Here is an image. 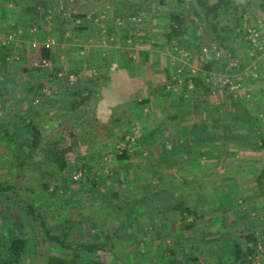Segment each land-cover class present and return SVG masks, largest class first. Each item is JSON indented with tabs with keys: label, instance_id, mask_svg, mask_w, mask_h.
Listing matches in <instances>:
<instances>
[{
	"label": "rangeland",
	"instance_id": "obj_1",
	"mask_svg": "<svg viewBox=\"0 0 264 264\" xmlns=\"http://www.w3.org/2000/svg\"><path fill=\"white\" fill-rule=\"evenodd\" d=\"M32 2L35 1L1 0L0 34H11L17 44H23L25 54L32 41L43 43L46 38L53 37L54 43L49 49L52 52L62 49L59 51L62 53H57L55 60H48L49 65L42 69V74H46L49 84H46L45 90L38 93L37 89L30 87L38 76L32 75L37 73L31 69L38 68L35 65L36 60L32 59L27 63L25 56V60L14 59L16 62L24 61V64H28V70L24 71L19 64L13 63L12 66L15 67L9 66L7 77L4 78L2 69H5V66L2 64H8V61L3 62L0 59V176H7V171L12 166L11 161L14 165L17 145L26 142L27 138L24 123L28 122V116L35 115L44 100L43 97L49 91L58 88L62 90L65 86L75 89L79 87L74 84L81 86L82 82H88L85 87L90 86V92L83 95L88 98L97 97V85L90 83L95 82L98 69L85 62L90 48L116 44L121 48L113 47L116 52L110 53V56L123 57L125 53H131L130 55L135 57L134 49L145 50L148 46H153L157 49L156 55H163L167 58L168 65L172 64L168 71L170 80H174L171 84L177 81L179 86L169 84V87L176 89L179 95L173 91L174 94L167 99L156 97L155 101H151L152 105H146L148 108L143 105L145 109L141 108L142 111H139L133 120L125 115L114 128L99 126L97 138L90 145L84 143V140L91 138L87 135V128L80 125L84 115L72 118L78 124L72 129L74 132H71L69 128L64 127L67 122L60 120L63 118L59 119L62 114H70L69 103L67 100H63L67 103L59 101V97L55 98L56 102L61 103L53 110L58 119L56 122L40 121V130L42 135L48 136L49 140H56L59 147L66 149V168L64 172L47 169L41 158H36L34 166H43L41 171L34 170L29 173L28 188L25 190L40 208L48 210L47 220L52 232L63 236L71 244L96 242L103 246L107 245L108 241L109 246L129 260L143 264H166L167 260L176 257L181 264H264V195H259V198L254 196L255 192H261H258L255 186L257 176L264 169V145H261L257 133L253 132L255 134L248 139V142L255 144L251 149H245L243 145L233 142L226 146L227 152L220 155L219 145L216 144L214 149H204L203 154L202 151L198 154L193 150L195 155L190 158L188 155H182L192 151L191 148L186 149L190 141L183 139V136L191 133L190 126L195 120L184 116L181 125L170 122L160 127L161 122L166 121V116L170 114L169 108L161 107L162 105L176 106L184 102L186 106H197L198 99H202L203 104L209 99L215 101L223 95L227 83H234L222 74H211V71L221 72L225 67L223 64L227 65L228 55L200 38L199 34L207 33V29H197L191 22V13L186 16L188 20L181 35L183 41L168 42L163 29L167 25L159 24L165 22L166 16L159 11L150 12L147 8L135 10L136 6L131 7V4L127 3L122 7L106 3L104 11L100 12L98 6L93 7L94 2L78 0L72 4V8L75 12L87 14L86 23L84 21L87 28L74 31L73 25L81 19L71 20L65 25L66 30L62 37L59 32L52 31L54 25L51 16L56 9L40 20L39 29L42 32L32 28L33 22L25 12V6ZM189 3L187 8L190 12ZM95 12L98 14L96 18L92 16ZM120 15H123L124 20H118ZM151 16L152 20L149 19ZM151 22L158 23L160 31L146 30ZM108 30L110 34L106 33ZM241 31L245 33L241 32L244 39L236 50L244 53V48L249 61L243 57H238V60L243 65H248L252 62V56L264 51V31L251 25L248 17L244 18ZM234 42L237 44V41ZM225 44L229 47L231 42L226 41ZM221 46L225 47L224 44ZM66 47L68 48L64 53ZM125 49L128 50L124 51ZM102 57L97 51L89 61L91 63L92 59ZM228 63V67L236 66L234 61ZM78 68H82L80 73L84 74L81 79L76 76L75 71L79 70ZM23 72L28 75L23 77ZM233 73L235 76L240 74ZM250 73L256 76L255 68ZM198 74L209 88L210 97L209 92L206 93L204 89L195 90L190 82V76ZM30 75L33 80L28 78ZM41 77L44 78L43 75ZM38 80L40 81L39 78L36 79L33 85L37 84ZM185 82H188L186 86ZM78 92L81 94L79 90ZM57 109L64 113H57ZM77 110H80L79 107ZM65 118L71 119L67 116ZM252 118L261 123V128L264 127V112ZM228 127L230 126L220 125L217 130L224 132ZM232 128L236 129L233 131L235 135L243 132L237 125ZM177 132H183L182 139L185 141L176 140ZM11 136L13 142L8 144L7 139ZM259 145L262 147L259 148ZM123 150L130 153L129 159L116 160L115 154ZM21 153H26L24 148ZM224 167H230L232 171H226ZM197 169L200 172L202 169L209 172L211 178L214 176L218 186L215 184L216 186L198 192L180 187L182 185L177 181L175 174L185 177V171L192 172ZM160 176L163 177L162 181L158 180ZM43 183L47 184V189L43 187ZM261 184L264 191V178ZM230 185L233 186L232 189ZM181 196L196 215L182 213L180 209L174 208L176 200L181 199ZM240 217L242 220L245 218L242 224L246 230L254 232L257 236L254 254L246 255L243 263L234 257V243L243 247L249 244L245 242V238L216 237L217 229L228 227V230L237 231L236 222L239 219L236 218ZM23 221L19 206L6 199L0 202V249L7 237H23L28 240L26 264H43L47 254L58 253L57 249H54L56 245L41 242L34 244L32 230L24 227ZM213 245H217L216 250L211 249ZM78 251L81 253L79 264H118L108 251L99 250L93 255L86 253L83 248ZM191 257H196L197 261L187 260Z\"/></svg>",
	"mask_w": 264,
	"mask_h": 264
},
{
	"label": "crops",
	"instance_id": "obj_2",
	"mask_svg": "<svg viewBox=\"0 0 264 264\" xmlns=\"http://www.w3.org/2000/svg\"><path fill=\"white\" fill-rule=\"evenodd\" d=\"M190 1L191 2L189 3V0H183L185 4V8L188 7L187 5L189 3L190 12L192 13V19H191L192 24H194V26L197 29H207V33L201 32V34H199V36L201 35L200 38L206 40L208 43H211L213 45L216 44L217 46H220L221 44H224L225 47L224 48L222 47L223 48L222 52L228 55L227 65L225 64L223 70H221L220 73H215L211 71V74H213L214 76L215 74L216 75L222 74L225 77L227 76L230 79V81L234 82L233 85L227 83L225 85V88L223 89L224 91L223 95L221 97H218L215 101H211L209 99L208 102L204 101L203 104L202 103L203 100L198 99L197 102L199 103H197V106H193V105L186 106L184 102L181 104L182 106L180 104H177L176 106L174 105L167 106L164 104L161 106V107H165L166 109L169 108L170 114L166 116V122L168 124L170 122H175V125H181L183 124L182 118L184 116L185 118L191 117L193 120H195L193 121V124H191L190 126V130H191L190 134H184L183 136V132L176 133V140L180 142H183L185 140L190 141V144L188 143L189 145L186 146L187 147L186 149L191 148L192 151L185 152L182 155L184 157L189 156L190 158H192L193 154L195 155L193 150L197 151L198 154L200 153V151H202L201 153L203 154L204 149L210 150V149H214L216 146V143H210L208 140L200 141L201 121L206 120V122L209 124V130L213 132V136H216L217 133L235 135L229 131L230 129L229 127H228L229 129H226L224 132H220L217 130V127L220 125L224 127L242 125V123H238L229 119V117L232 116V114H234L235 106L240 105L243 108L237 106L239 109L246 108L252 110L253 112L250 114V116L254 115L253 117L255 118L261 112H264V51L258 52L256 55L252 56V58H250V60L252 61L251 64L249 63L248 65L246 64L243 65L242 62L238 60V57L239 58L243 57L249 61V56H247L248 54L245 53L244 48L242 51L245 54L236 50L239 49L242 39H244V35H243L244 31H241V29L245 17H248V20L251 25L257 28H261L264 31V0H190ZM114 5L116 4L114 3ZM104 8L102 11H104ZM148 9L150 12L159 11L163 13L164 16H166L165 22H160L159 24H161L162 26L167 25L166 27H168V19H167L168 12L173 11L175 13H180L182 11L181 7H178V4L177 3L175 4L172 0H169V2L168 0L167 1L164 0V3L162 4H159L156 0H154L150 3V7L147 8V10ZM149 19L152 20L153 17L151 16ZM118 20H120V18ZM40 22L41 21L39 20V24ZM166 27L163 28L165 29L164 30L165 33H167ZM32 28H37V30L39 29L38 26L35 25H33ZM145 29L148 31L151 30L160 31L158 29V23L156 22L149 24V26ZM39 32H42V30L40 31L39 29ZM241 32L243 33L241 34ZM106 33L110 34L111 32L110 30H108L106 31ZM0 36H4V35L0 34ZM123 36L124 38H127L126 35ZM263 37H264V32H263ZM51 38L53 39V37ZM110 40L112 41V38H110ZM226 41L231 42L229 47L226 46L225 44ZM234 41H237V44H235ZM40 43L37 47H32L31 44H30L31 47L28 45L26 49L27 52L25 54L23 44L21 43L17 44V42H15L14 40L9 41L6 44H2L0 41V45H3L1 46L3 48L2 52L5 55L3 62H5V60L8 61V64H2L3 66H5V69H2L4 78L7 77V73L9 72L8 67L10 66L11 68L13 63L19 64L21 68H23V66H28V64L27 65L24 64V61L16 62L14 59L23 60L25 56L27 63H29V61L31 62L32 59L36 60L37 62L40 59H42L43 56L41 50L44 49V47H42L41 46L42 43L41 44ZM113 47L121 48V46H116V44H111L110 46L107 45L99 48L97 47L90 48V50L88 51L85 62L87 64H91L95 66L98 69V74L95 79V82L90 83L91 85L94 84V86L97 85V88H95L97 89L95 91V93L97 92L96 93L97 97L93 98V96H90L88 98L85 97V95H83L90 92L89 90L90 86L88 85L89 88L87 86H86L87 88L85 87V84H87L88 82L87 83L82 82L81 86H77L76 84H74L76 87H79V91L81 93L80 96L86 98L85 100H80L82 98L79 97V100L81 101L79 105L80 111L76 109V111L70 112V114L71 113L73 114L74 118L77 117V115L81 116V109H87L90 112H92L93 116L101 124H107L111 120L112 121L114 120L115 123H117L118 119L121 120V117L123 118L125 115L128 118H131V120H133V118L139 113V111H142L141 108L144 107L148 108L147 106L152 105L151 101L152 102L155 101L156 97L159 96V99L160 98L167 99V97H171L172 94H174V92L175 94L179 95V93L176 92L177 91L176 89L172 90L169 87V84H171V82L174 81V80L173 81L170 80V75L168 74V71L172 66V64L168 65L167 58H164L162 54H161L162 56L156 55L158 54L156 47L148 46L145 50L134 49L133 52L136 55L135 57H132L130 55L131 53L130 54L125 53L123 57H120L121 55L118 57L110 56V53L116 52V50H114ZM67 48L68 47L65 48L64 53L67 51ZM248 49L249 48L247 46L246 50ZM127 50L128 49H125L124 51ZM49 51L51 54V56L48 57L49 61L52 59L55 60L57 53H62L59 52L62 51V49L57 50L56 52L55 51L52 52L51 49H49ZM97 51L100 52L103 55V57L98 58L97 60L92 59V62L90 63L89 60H91V56ZM229 61L231 62L234 61L236 63V66L233 68L228 67ZM252 66L253 68H251ZM14 67L15 66L13 65L12 68ZM46 67L47 66L41 68L38 67L37 69H41L39 70V73L32 74V75H38L34 79V83L36 82V79L38 78L40 79V81L38 80L39 82H37V84L33 85L34 84L33 83L30 86L33 87V90L36 89L39 90V87L42 86L41 91H43L46 88L45 87L46 84H49V81L45 76L46 74H42V69ZM254 68L256 71L255 73L256 76H252L250 73ZM78 69H79L77 70L78 72L75 71L77 73L76 76H79V78L81 79L82 77H84L83 76L84 74L80 73L82 68H78ZM233 72H237V74L238 73L240 74L236 75L238 76L236 78ZM23 73H24L23 77L28 75V73L25 72ZM32 75L28 76V78L33 80V78L31 77ZM41 75H43L44 78L41 77ZM49 76L51 77V74ZM53 76H55V74H53ZM172 84H171L172 86L174 85L179 86L177 81H175ZM70 89L71 87L65 86L62 90L61 88H58V90H51L52 92L49 91L48 94L43 97L44 100L42 101L38 110L35 112V115L32 114V116L37 117L39 122L40 121L56 122L58 117L56 113L53 114L54 113L53 110L57 108V106L61 103L56 102L55 98L59 97L58 98L59 101L66 102L63 100H67L69 103L68 91ZM52 93H54V95ZM208 97H210V92L208 94ZM93 101L95 102V105ZM164 102H166V100H164ZM200 102L202 104H200ZM213 108L219 109V113L216 111H211L213 110ZM254 109H257L258 111L255 112ZM185 112H188V114H186ZM57 113L61 114L64 112L58 111ZM188 115L191 116L188 117ZM218 115L221 116L222 118H220ZM86 116L87 113L83 116V120L84 118H86ZM182 136L183 139L185 140L182 139ZM194 157L197 158L198 156H194ZM185 172H186V175L184 174L185 177H189V175L191 176L195 175V177L198 180H200L202 184H204V186L202 187V189H198V188L193 189L187 187L186 185L184 186L182 185L181 179L179 178H185V177L182 176V174H175L176 179L182 185L180 186L182 188H185L187 190L190 189L193 192H198L199 190H203L204 188L206 189L209 187L216 186L215 184H217L218 186L216 180H214L213 184L209 185L207 183L208 181L212 180L215 177L213 176L211 178L210 173L205 172L204 169H202L201 172L198 171V169L193 170L192 172H187V171ZM256 183L257 185L255 187L258 188V192L259 190L261 192L260 193L255 192L254 196L255 198H259V195L261 196L264 195V191L262 184L258 183L257 181ZM231 185L230 187L232 189L233 186ZM219 203L222 204V202ZM236 219L237 220L239 219L238 221L236 220L237 221L236 224L238 225L237 231L234 229L228 230V227L223 229H217L216 237L221 238V237L231 236L233 238H237L239 236L243 237L247 235L245 234L246 232L250 233V231L246 230L245 225L242 224L243 223L242 221L245 218H243V220L241 217ZM220 222L221 220L218 221V223ZM213 248L211 249L216 250L217 245H213Z\"/></svg>",
	"mask_w": 264,
	"mask_h": 264
},
{
	"label": "trees",
	"instance_id": "obj_3",
	"mask_svg": "<svg viewBox=\"0 0 264 264\" xmlns=\"http://www.w3.org/2000/svg\"><path fill=\"white\" fill-rule=\"evenodd\" d=\"M8 2H12L13 0H7ZM35 2L29 3L25 6V12L30 18V20L33 22V25L40 27L39 20H42L45 18L48 13H52L51 10L56 9L57 11H54L52 13V23H53V32H59L62 36L64 34L66 27L65 25L71 20L74 19H81L79 22L75 23L73 25L74 31H82L87 28V25L84 24V21L86 23L87 14L85 12H75L72 8V4L77 2L78 0H72L73 3H71V0H34ZM90 2H94L93 4L95 6H98V10L101 12L104 8V5L106 3H115L116 5H127L131 4V7H135V10H142L144 8H149L150 3L154 0H89ZM159 4L164 3V0H156ZM167 1V0H166ZM169 1V0H168ZM175 4H178V7H181L182 11L180 13H175L173 11H169L167 14L168 19V27H166V36L168 42L171 40H175L176 42H181L183 39H181L182 32H184V24L187 22L188 18L186 16H190L191 12H189V9L185 8V4L183 0H172ZM47 2V4H45ZM48 2H50L48 4ZM97 12L93 14L95 18L97 17ZM123 16V15H122ZM120 15L118 18H122ZM124 20V19H123ZM31 22V23H32ZM92 23L93 21L90 20ZM97 25V24H96ZM63 37V36H62ZM215 49L218 51H223L222 46H217L216 44L213 45ZM3 48L0 46V58L3 61L5 55L2 52ZM43 58L48 60V57L51 56L49 48H44L41 50ZM226 64V63H224ZM223 64V66H225ZM24 68V69H23ZM23 70L27 71V67L23 66ZM209 68V67H205ZM36 71V73H39V69L31 68ZM223 70V69H222ZM190 82L192 83L195 90L204 89L206 93L209 92V88L205 85V82L202 79V76L200 74L198 75H192L190 76ZM173 81V80H172ZM188 82H185L184 85L186 86ZM42 86L39 87V90H37V93L41 91ZM79 88L70 89L68 91V100H69V106L71 109V112L76 111V109L80 105V100H85L83 96H80L78 92ZM80 96V99L77 98ZM238 107H242L240 105H237ZM237 106H235V111L232 116L229 117V119L242 123L241 126L237 125V127L242 128L243 132H238L237 135H230V134H224V133H217L216 136H213V132L209 130V124L206 122V120L201 121L200 125V141H206L208 140L210 143H216L219 145L218 149L220 152V155L225 154L227 152L226 146L230 143H239L240 145H243L245 149H251V147L255 146V144H252L251 142H248V139L252 137L251 135L255 134L253 132L257 133V137L259 138L261 145H264V127L261 128V123L252 118L254 115L250 114L253 112L250 109H239ZM80 111V110H78ZM210 111V110H209ZM211 111H216L219 113V109L213 108ZM255 112H257V109H254ZM87 113L86 118L84 120H80V125L82 128H87V135L90 136V140H84V143L87 142L88 145L92 144L93 141L97 138L98 133V127L99 126H107V127H115L119 123H115V121L111 120L107 124H101L97 119L93 116L92 112H90L87 109H81V116L85 115ZM70 117L71 119H66L65 117ZM80 116V117H81ZM174 116V115H173ZM219 116V115H218ZM248 116V118H247ZM222 118L221 116H219ZM60 118H63V122H67L64 127L69 128L71 132H74V126L78 124L77 121H73L72 118H74L73 114H62ZM246 118V120H245ZM244 119V120H243ZM255 121V122H254ZM162 124L160 127L167 122L164 120L161 122ZM24 126L26 128V142L19 143L17 145L16 153L14 155L13 160L15 159L14 165L13 161H11L12 166L7 171L6 177L0 176V202H3L5 199L9 200L10 202H13L14 205L19 206L21 209V213L23 215V222L24 227L29 228L32 230V239L34 240V244H38V242H41L43 244L49 243L54 246V249H57L58 253L54 254H47L46 259L43 264H79V258L81 256V253H79V248L85 249L86 253L94 254L95 252L101 250V251H108L112 255L113 259L118 264H143L139 261H133L126 258L124 255H122L119 251L115 250L111 246H109V242L107 241V245H101L98 243H87V242H81L79 244H71V242L67 239H65L63 236L59 234H55L52 232L48 220H47V213L48 210L45 208H40L39 205H37L33 200V198L30 197V194L25 188H28V178L30 177L29 173L38 172L41 171L42 164H36L34 166V160L36 158H41L42 162H44V166L47 167V169L51 170H57L58 172H64L66 168V160L64 158V153L66 152L65 148L59 147V143L56 140H49L48 136L42 135V131L40 130V122L37 117L28 116V122L24 123ZM264 126V125H263ZM230 128V129H229ZM229 131L233 133L235 128L229 127ZM239 128V129H240ZM236 130V129H235ZM241 130V129H240ZM75 134V133H73ZM77 135V134H75ZM13 136H11L9 139H7V143L10 144L13 141L11 140ZM74 137V136H73ZM83 138V137H82ZM221 141V142H220ZM262 146L259 145V148ZM25 150V154H20L21 149ZM258 148V149H259ZM130 153L126 150H123L121 153L115 154V159L118 161L129 159ZM39 165V166H38ZM49 166V167H48ZM226 171H232V168L230 167H224ZM163 176V175H162ZM159 177V181L163 180V177ZM264 178V169L259 176H257V182L261 183L262 179ZM33 179V178H30ZM181 179L182 185H186L190 188H198L202 189L204 184L200 180H198L195 175L185 178H179ZM36 180V179H35ZM215 178L208 181L207 183L213 184ZM44 188H48L46 183H43ZM174 208L180 209L182 213L186 214H195V212L190 208V206L185 204L184 198L179 200H176V203L174 205ZM245 238V242H248L249 244H246L243 247H240L241 244L234 243V257L237 259L240 263H243L245 260L246 255L248 254H254L255 247L257 243V236L254 234V232H250V234L243 236ZM27 243L28 240H26L23 237L20 236H12L7 237L2 248L0 249V264H26V257L28 255L27 250ZM42 246V245H41ZM187 260H194L197 261L196 257L188 258ZM31 262H29L30 264ZM28 264V263H27ZM92 264H94L92 262ZM166 264H181V261L176 258H172L166 261Z\"/></svg>",
	"mask_w": 264,
	"mask_h": 264
},
{
	"label": "built area",
	"instance_id": "obj_4",
	"mask_svg": "<svg viewBox=\"0 0 264 264\" xmlns=\"http://www.w3.org/2000/svg\"><path fill=\"white\" fill-rule=\"evenodd\" d=\"M253 36L255 38L256 34L254 33ZM12 40H15V38L11 34L0 36V41L2 44H6L7 42L12 41ZM53 43H54V39L48 38L46 41H44L41 44V46L44 48H50ZM38 45H39V42H37V41L31 42L32 47H37ZM35 65H36V67H45V66L49 65V62L47 59L42 58L38 62H36Z\"/></svg>",
	"mask_w": 264,
	"mask_h": 264
}]
</instances>
